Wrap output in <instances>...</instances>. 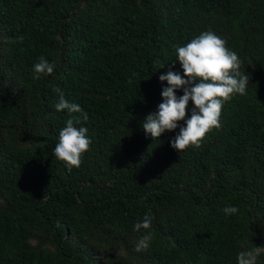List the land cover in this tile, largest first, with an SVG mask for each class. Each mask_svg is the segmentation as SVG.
Segmentation results:
<instances>
[{
  "label": "trees",
  "instance_id": "16d2710c",
  "mask_svg": "<svg viewBox=\"0 0 264 264\" xmlns=\"http://www.w3.org/2000/svg\"><path fill=\"white\" fill-rule=\"evenodd\" d=\"M209 30L242 61L246 95L178 152L179 128L153 139L142 122L163 102L160 76L183 75L173 45ZM40 56L55 69L35 79ZM55 87L88 114H71L92 141L71 171L53 155L70 118ZM146 214L151 229L134 231ZM254 246H264V0H0V264H237Z\"/></svg>",
  "mask_w": 264,
  "mask_h": 264
},
{
  "label": "clouds",
  "instance_id": "9594fccd",
  "mask_svg": "<svg viewBox=\"0 0 264 264\" xmlns=\"http://www.w3.org/2000/svg\"><path fill=\"white\" fill-rule=\"evenodd\" d=\"M226 41L212 31H204L183 46L173 45L177 60L183 69V75L169 70L160 76L168 85L162 91L163 102L158 110L148 114L142 122L143 130L157 139L165 131L179 128V132L171 140V146L181 152L190 146L199 147L205 135L213 128L220 127L221 109L234 94L246 95L248 76L240 71L242 61L236 52L229 50ZM55 64L44 56L34 65L35 79L40 75H52ZM181 89L183 95L178 96ZM59 101L55 104L57 111L67 110L70 118L59 132L58 143L53 149L57 160L65 163L69 171L81 164V155L89 150L91 138L86 127L77 128L80 118L71 114L80 113L84 121L88 114L77 103L65 99L62 90ZM192 102L191 116L186 119V110ZM185 121L181 126L178 122ZM239 211L236 206L223 208L225 215H235ZM151 229V217L145 215L142 221L134 225V231ZM153 239L151 231H146L136 243V251L147 250ZM244 246L242 245V248ZM264 254V246L245 248L237 254V264H257L258 257Z\"/></svg>",
  "mask_w": 264,
  "mask_h": 264
}]
</instances>
